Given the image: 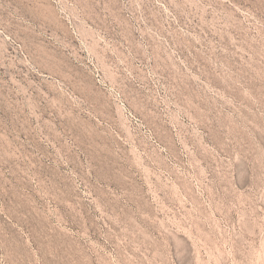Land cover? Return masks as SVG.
<instances>
[{
	"label": "rangeland",
	"instance_id": "obj_1",
	"mask_svg": "<svg viewBox=\"0 0 264 264\" xmlns=\"http://www.w3.org/2000/svg\"><path fill=\"white\" fill-rule=\"evenodd\" d=\"M0 264H264V0H0Z\"/></svg>",
	"mask_w": 264,
	"mask_h": 264
}]
</instances>
